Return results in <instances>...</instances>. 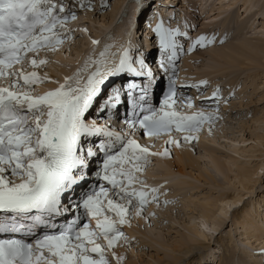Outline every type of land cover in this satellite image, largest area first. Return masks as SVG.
Returning <instances> with one entry per match:
<instances>
[{"label": "snow or ice", "instance_id": "6c2138e0", "mask_svg": "<svg viewBox=\"0 0 264 264\" xmlns=\"http://www.w3.org/2000/svg\"><path fill=\"white\" fill-rule=\"evenodd\" d=\"M76 4L91 6L90 0L87 4L74 0L72 5L67 0H0V80H10L0 86V233L20 234L0 238V264H111L107 250L127 240L120 226L158 200L155 193L159 191L148 188L138 175L148 157L158 153L117 130L112 122L113 110L118 114L129 98L132 116L124 120V126L153 137L166 133L168 144L178 143L173 131H199L212 119L211 113L176 110L174 82L159 107L151 104L156 71L143 51L137 48L133 55L131 41L111 60L106 45L92 61L94 70L86 78L80 75L81 69L75 78L65 77L59 87L35 95L32 86L50 78L25 71V62L33 69L46 64L40 51H57L73 37L68 23L77 19ZM154 32L162 51L170 53L168 61L177 59L178 49L183 48L177 37L188 33L165 27L162 19ZM213 42L214 38L200 36L191 49ZM158 68L168 71L163 61ZM127 74L146 82L115 83ZM73 79L74 85L70 84ZM219 96L217 89L211 98ZM187 106H193L190 98ZM101 154L104 159L99 170H94L92 165ZM163 154H169L167 148ZM94 171L96 179L107 186L98 183L79 200L70 201L75 188ZM68 214L74 219L61 226L58 218L66 219Z\"/></svg>", "mask_w": 264, "mask_h": 264}, {"label": "rangeland", "instance_id": "374dc122", "mask_svg": "<svg viewBox=\"0 0 264 264\" xmlns=\"http://www.w3.org/2000/svg\"><path fill=\"white\" fill-rule=\"evenodd\" d=\"M157 1L143 0L139 8L134 5L137 0H90L91 6L85 8H80L76 4L73 10L77 14V19L69 22V28L74 30L73 37L66 40L57 51L43 50L40 58L46 59L47 63L36 69L27 63L24 66L25 71L35 70L42 78L45 75L50 78L45 79V82L60 85L64 83L65 77L75 78L79 70L93 65L92 61L97 57V50L92 41L99 40L108 31L113 33L111 37L113 45L103 41L100 43V49L104 45H109L110 50L113 51L117 48L115 45L122 44L123 39L125 43L128 39L132 40L131 46H135L136 41H139L137 45L144 41L148 43V37L143 41L145 35L141 32L136 34L133 29L136 26L138 30L144 28V21L151 13L149 9L152 3ZM165 1L171 3L175 0ZM193 1L195 5L186 4L187 7L182 8L184 5L182 0L180 2L182 6L178 3L179 7L176 9L177 14L183 11L186 17L182 23L188 25V30L184 31H189L195 40L196 34L199 35L201 32L198 38L207 36L209 39L214 38L215 42L196 46L193 52L182 54L183 82L189 86L191 95L197 98V103L206 102L211 106L206 109L216 113L210 112L213 117L211 122L201 127L199 131L172 134V136L179 135V148L187 151L195 162L194 165L185 167V174L177 172L182 166L177 164L174 144H168L166 140L164 143L160 142V145L163 143L162 147L168 149L170 159L167 160L166 157L163 161L157 155L148 157L147 165L150 167L141 172L147 177L149 186L160 191V199L158 203L146 206L142 214L133 215L130 223L120 226L127 240L121 239L111 253H107L111 264H226L229 254H237L236 257L242 264H264V243L260 244L259 241L254 240L248 242L244 239L247 236L245 228L235 219L239 212L248 210L250 212L248 214L255 217L253 222L264 227V55L259 57L257 64L244 61L245 64L228 65L222 62L224 63L222 66L215 63L212 56L210 57L212 50L230 46L240 40L233 37V31L227 32V27L223 28L222 20L215 27L206 29L207 31L203 30L202 35V24L209 22V20L203 21V17L210 13L218 15L214 7L224 0H209L208 3L205 0ZM73 2L74 0H67L70 5ZM84 2L87 4L89 0ZM255 2L256 7L253 6V10L254 12L257 10V14L254 19L248 20L254 25H251L252 28H246L244 35L247 34L246 37L254 42H263L264 33L259 34V31L263 25L261 22L264 21V0ZM223 4L227 6V1ZM230 11L235 15L239 12L238 22L247 14L243 2H238ZM158 16L159 14L156 15ZM150 20L149 26L154 25ZM177 21L178 17L164 21L166 24L164 25L174 28ZM85 28L87 31H83ZM131 28H133L132 33ZM128 46L129 43L126 47ZM200 81H207V84H200ZM37 84L40 88L46 87ZM70 84L74 85L75 79L70 81ZM217 89L220 90L219 98L210 99ZM191 109L196 111L194 106ZM186 134L198 138L185 140L183 137ZM133 138L143 145L140 138ZM156 139H154L156 144L152 143L148 147L151 152L158 153L154 150L159 142ZM209 152L215 153L224 160L235 159L240 165L252 169L259 168L258 175L253 178L257 182L247 183L249 191L243 189L234 180V173L226 172V175L224 172L218 173L209 158ZM229 163L233 164L231 161ZM136 187L140 188L141 185L137 184ZM224 194H239L243 201L242 205L234 206L227 215L217 211L220 203L214 204L215 209L205 208L208 212L215 211V214L223 219L220 227L215 231L211 224L201 219L200 211L203 210L202 205H204L201 203L214 202ZM192 227L196 230L199 228L205 236H196L193 237L196 242L190 241ZM262 233L264 234V228ZM181 242H184L185 246L183 245L180 252L175 249V245ZM187 247L195 250L186 255L184 249L186 250ZM113 251L116 255L112 254Z\"/></svg>", "mask_w": 264, "mask_h": 264}, {"label": "bare ground", "instance_id": "6f19581e", "mask_svg": "<svg viewBox=\"0 0 264 264\" xmlns=\"http://www.w3.org/2000/svg\"><path fill=\"white\" fill-rule=\"evenodd\" d=\"M159 1H161V0H158L157 2H159ZM163 1H165V0H163ZM181 1L182 0H180V1L179 0H175V1H172L171 3H167V4H173V5H170V6H172L174 8L163 7L162 10H160L159 12L149 16V20L151 18L150 21L154 25H151V26H149L148 28H145V29L146 30L148 29L149 33L150 32L153 33L156 24L161 22L160 19H162L163 22L167 21V20H169V21L173 20L174 18L173 19H165L164 15L174 12L173 15L175 16L177 14L176 9L179 7V5L182 6L181 3H180ZM183 1H184V5L182 6V8L183 7H187L186 4H190V5H193V4L195 5L196 4L193 0H183ZM225 1H227V6H225L226 4H223V2H225ZM255 1H258V0H224L223 2L219 3L218 5H216L214 7L216 9L218 15H215V13H212V14L210 13V15H207L206 12H205V14L207 16L205 15L206 17L205 16L203 17V21L209 20V22H204L202 24V26H203V28L201 30L202 31V35H203L204 31H207L206 29H210V28L215 27L222 20L221 23L224 26L223 28L227 27L226 28L227 32L233 31L234 32L233 37L236 40H240L238 43L230 44V46H227V47H224V48H220V49H216V50H212L211 51L212 55H210V57L212 56L211 58H212V60L215 63L220 64L222 66H224L223 65L224 63L228 64V65H231V64L232 65H234V64H245L244 61H248L251 64H257L259 57L261 55H264V41L263 42H254L251 38H247L246 37L247 34L244 35V32H245L246 28H249V27L252 28L251 25L253 23L251 24L250 22H248V20L251 21L252 18L254 19L255 15L257 14V10L255 12L253 10L254 7H256V5H255L256 2ZM157 2H154V3L157 4ZM205 2L208 3L209 0H205ZM238 2H243L246 5V10H247L246 12L248 14V15L245 14L246 16L244 15V18L241 20L242 22L241 21L238 22V20H237V19H239V18H237L238 17L237 14L239 12L235 15V13L233 11H230L233 8V6L238 4ZM142 3H143V0H137V2L134 5L137 8H139ZM178 3H180V4L178 5ZM156 4H153V5H156ZM157 14H159V16H161V17H159V16L156 17ZM181 15H183V11L181 13L177 14V16H178V21L177 22L178 23L175 24L174 28H177V27L179 28L180 27V30H183V31L186 30V29L188 30V25H186V23H184V24L182 23V21H184L186 19V17H185V15H183V16H181ZM223 15H225V17ZM220 16L223 19L219 18ZM245 19L247 21H244ZM236 22H237V24H236ZM179 23H180V26H179ZM240 23H242V24H240ZM261 24H263V25H262V27H261V29L259 31L260 32L259 34H263L264 33V21L261 22ZM169 27H171V26H169ZM189 28H190V25H189ZM132 29L133 28H131V33H132ZM200 33H199V35H200ZM237 36H238V38H237ZM245 37H246V39H244ZM179 38L180 37L178 36L177 37L178 42L181 44V41H180ZM148 42H149V40H148ZM124 43H125V41H124ZM147 45L150 48V45L146 44V46ZM118 48H119V46H117V49ZM222 62H224V63H222ZM26 63H28V62H26ZM43 89H44V87H43ZM177 134H180V133H177ZM168 138L169 137H165V138L159 137L157 139L154 138V137H150V138H146V139L142 138V139H140V142H142L144 146L148 147V146H151L152 143L156 144L154 139L159 140V142H157L158 143L157 147H155L156 149L154 148V150L156 152H158V154H157L158 158L161 159V160L163 159V161H164L165 160L164 158H166V157H167L166 158L167 160L170 159L169 151H168L169 154L164 155L163 153H164L165 147H162L164 141L165 140L167 141ZM172 138L175 139L176 141H178L179 135L178 136H172ZM160 142H163V143L160 145ZM153 146H155V145H153ZM173 148L176 151V157L175 158L177 160V164L179 163L182 166V167H180L177 170V172L180 173V174H185V167H187L189 165L192 166V165H194L195 162L192 159L191 155L187 151H183V150H181L179 148V143H175L173 145ZM209 158L211 159L212 164L214 165V168L218 171V173H220V172L223 173L224 172V175H226V172L234 173L235 174L234 180L236 181V183H239V185H241V187L243 189H246V190L249 191L250 188L247 187V183H250V182H254L255 183V182H257V180L254 181L253 178H254L255 175H258V169L259 168L258 169L257 168L256 169H252L250 167H246L245 165H240L237 161H235V159L224 160L221 157L217 156L213 152H209ZM229 161H231L233 163L232 164L233 166L229 163ZM261 169H263V168H261ZM225 177H227V176H225ZM232 180H229V181L231 182ZM242 201H243V198L239 194H236V195L224 194L221 197H219V199H216V201H214V202H208V201H205L204 203L202 202L201 204H204V205H202V209L203 210L200 211V217L203 220V222H205V223L208 222L209 224H211L212 225V229L216 231L220 227L223 219L219 218L218 215L215 214V211L214 212H208L207 209H205V208L211 207L212 209H215L216 207H214V204L215 203H220V205H218V207H217V211H219L221 214L227 215V213H229V211L234 206L238 207V206L242 205L241 204ZM242 207H244V205ZM248 213H250V212L248 210H245L244 212L243 211L239 212L238 215L235 216V219L238 221V223H240V225L243 226V228H245V232L247 233V236L244 239H246L248 242H251L252 240L257 241V242L259 241L260 244H262V243H264V237H263L264 234L262 233V230H263L264 227L260 226L261 224L260 225L255 224L256 222L255 223L253 222V220L255 221V219H254L255 217L251 216ZM205 223H203V224L206 227H209ZM195 227L190 228L191 238L192 239L188 238V239H191L190 241H193V242H196L194 240V238L196 236H201V237L205 236V233L203 231H202L203 232L202 233L200 231V229L197 228V230L199 231L198 232ZM256 228H257V231H256ZM183 245L185 246L184 242L178 243V244L175 245V249H178L181 252V250L183 249ZM193 250H195V248L192 249L190 247H187L186 250L184 249V253L186 255H188ZM236 255L229 254V257L227 258L226 264H242V263L239 262V259L236 257ZM243 264H246V263H243Z\"/></svg>", "mask_w": 264, "mask_h": 264}]
</instances>
